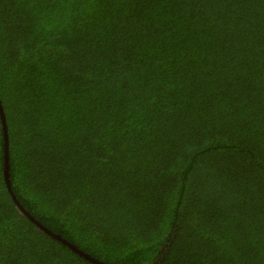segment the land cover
<instances>
[{
	"label": "trees",
	"instance_id": "trees-1",
	"mask_svg": "<svg viewBox=\"0 0 264 264\" xmlns=\"http://www.w3.org/2000/svg\"><path fill=\"white\" fill-rule=\"evenodd\" d=\"M9 182L106 264H264V0H0ZM0 264H91L3 179Z\"/></svg>",
	"mask_w": 264,
	"mask_h": 264
},
{
	"label": "water",
	"instance_id": "water-1",
	"mask_svg": "<svg viewBox=\"0 0 264 264\" xmlns=\"http://www.w3.org/2000/svg\"><path fill=\"white\" fill-rule=\"evenodd\" d=\"M0 119H1V125H2V131H3V139H4V148H3V179L5 182V186L7 191L9 192L12 201L14 202L15 206L18 208V210L27 218H29L36 226L37 228L44 232L46 235L51 236L53 239L61 242L63 245L68 247L74 254H77L78 256L82 257L83 259L87 260L91 264H106L96 258L91 257L89 254L83 252L82 250L78 249L76 246L68 242L67 240L63 239L60 235L55 234L51 232L49 229H47L45 226H43L41 223H39L36 219H34L30 213H28L18 202L16 199L14 193L11 190L10 182H9V160H8V143H7V127L5 123V117L4 112L0 103Z\"/></svg>",
	"mask_w": 264,
	"mask_h": 264
}]
</instances>
